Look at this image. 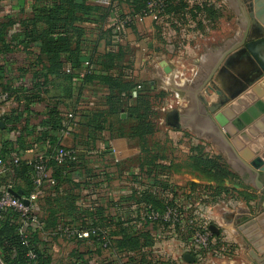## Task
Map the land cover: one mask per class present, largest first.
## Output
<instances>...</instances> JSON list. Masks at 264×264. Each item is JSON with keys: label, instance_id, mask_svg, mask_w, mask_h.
I'll return each instance as SVG.
<instances>
[{"label": "crops", "instance_id": "1", "mask_svg": "<svg viewBox=\"0 0 264 264\" xmlns=\"http://www.w3.org/2000/svg\"><path fill=\"white\" fill-rule=\"evenodd\" d=\"M230 1L232 4L228 3L229 6L234 8L235 0ZM84 2L98 4L94 0ZM42 3L43 0H0V22L13 21L5 36L8 48L0 49V65L4 74L2 81L19 90L17 94L21 98L10 97L8 101H0L1 118L17 115L20 120L17 130L7 132L0 129V150L3 142L14 140L25 124L32 131L26 135L27 144L20 158L29 159L37 152L46 151L41 141H36V136H40L42 131L55 136L57 146L79 147L75 162L77 165L67 169L68 179L56 182L55 185L45 184L38 191V197L31 202L41 220L39 235L50 255V264H101L103 260L112 261V264L128 262L124 253L110 250L107 245L95 244L89 238L68 239L65 235L67 227L80 229L83 223L86 226L93 224V220L98 222L95 226L97 230L106 234L109 229H115V224L107 225L111 218L114 221L119 218L124 220L135 231L147 232L152 238V244L148 248L153 256L159 258L161 264H264L258 262L259 259H264V192L256 187L253 174L245 166L246 163L258 168L264 164V75L237 97L229 98L219 106L211 115L212 121L205 114L207 107L229 96L239 74L250 71L249 61L243 58L235 66L221 64L208 82L215 91H209L208 94L206 86L200 88L221 53L231 43L240 40L244 29L236 39L226 37L204 47L203 56L196 62V76L176 89V93L182 95V98L176 100L178 108L175 112L179 115V126L168 123L170 113L166 116L167 124L172 127L165 130L163 136L168 137V143L172 144L177 153L174 155L177 156L171 158L164 147H161L156 152L161 158L156 157L150 161L148 153H154L153 148L145 147L147 151H142L139 145H129L132 137L127 134L128 122L121 124L125 127L122 131L125 135L104 129L97 132L95 140H90V131L83 124L82 114L92 110H108L115 105L117 111L109 119L130 120L128 107L135 104V97H128L126 91L115 88L116 98L108 100L110 90L107 84L94 77L85 79V76L95 73L101 67L102 56L110 52L120 56V69L131 78L155 68L153 57L160 60L169 56L171 50L166 43L165 48L160 47L151 19L129 26L119 34L112 28L108 43L98 34L87 33L89 39L83 48L89 61L85 60L79 68H70L69 64L64 63L61 70L73 72L75 76L70 85H63V79L46 68L47 56L22 32V21L30 17L33 7ZM123 6L124 3L118 9L122 11ZM238 9L241 13L240 8ZM258 47L257 54L264 58V43ZM176 52L181 50H175ZM166 65L165 62L161 65L160 61L159 67L163 69ZM152 71L158 72L156 69ZM168 79L166 76L163 80L164 86L168 85ZM40 83L44 85V90L38 93L39 97L26 102L23 97L32 88L40 87ZM148 83L147 92L157 88L164 89L162 85L155 88L154 80ZM64 86L67 87V94L64 93ZM169 89L175 93L173 88ZM203 98L207 104L203 103ZM55 103H58L62 116V128L53 131L40 122L45 119L49 106ZM170 107L171 104H168L167 108ZM123 113L125 117H122ZM3 126L0 120V127ZM186 132L195 137L185 149L183 144H187L188 140ZM219 133L225 134L227 140ZM204 139L210 140L214 153L223 155L229 168L237 174V182L224 180L227 192L221 190L217 193H204L200 186L194 189L190 187L191 182L199 185L215 183L200 178L196 169L188 171L184 162L178 158L187 153L189 159L192 154L190 148L196 147ZM132 154L136 155L137 160L130 161L127 158ZM9 171L4 165H0L1 175H7ZM105 172L109 174L105 175ZM259 180L264 184L263 171L260 172ZM165 184L180 187L183 192L185 190L186 204L191 203V211L197 214L201 224L208 227L213 225L217 231L213 234L224 242L225 250L222 253H208L200 261L187 262L183 258L188 253L186 241L181 235L167 230L165 226L142 220L144 206L151 204L149 200L156 196L164 197L161 189ZM68 201L74 206L73 219L63 216L61 221L47 226L45 219L49 207ZM75 252L82 253V258L75 259Z\"/></svg>", "mask_w": 264, "mask_h": 264}, {"label": "trees", "instance_id": "2", "mask_svg": "<svg viewBox=\"0 0 264 264\" xmlns=\"http://www.w3.org/2000/svg\"><path fill=\"white\" fill-rule=\"evenodd\" d=\"M165 9L169 14L186 13L185 10L192 12L196 6L190 7L185 0H165ZM128 4L131 9L139 11L147 5V0H110L108 6H102L95 3H86L84 0H43L42 5H37L32 8L30 17L22 21V32L30 42L36 44L42 52L47 56L48 65L46 68L56 76L63 79V85H70L72 78L75 76L73 72H63L61 70L64 63L69 64L70 68H79L85 60L89 61L87 55L84 54V44L88 41V34H98L101 38H105V42L110 41L112 34L111 16L113 12L121 11V4ZM186 8V9H185ZM185 9V10H184ZM13 24V21L0 22V49H7L5 36L8 35V27ZM132 26V25H130ZM101 67L95 73H90L85 76V79L98 78L107 84L109 88L108 100L116 98L114 89L126 91V95L132 96V90L140 85L135 96V104L128 107L131 113L130 120L109 119L116 113L117 107L112 105L108 110H92L82 114L84 118L83 124L89 129L88 137L90 140L96 139L97 132L104 129L109 131H118L120 135H125L121 124L129 123L128 136L136 138L142 146L145 144L147 137L156 131V123L151 118L154 111L151 109L149 94L147 92L149 83H135L133 78L126 76L123 70L120 69L118 62L119 55L115 53H107L102 56ZM87 58V59H86ZM115 69V70H113ZM3 67L0 65V86L3 90L9 92L10 97L21 99L14 89L2 80ZM68 82V84L66 83ZM41 84V83H40ZM35 86V85H34ZM44 85L34 89L32 88L23 99L29 102L32 99L38 98V93L43 91ZM70 92V88L68 89ZM64 93L67 94V87L64 86ZM133 97V96H132ZM3 123V128L7 132L17 130L19 127V116L9 115L0 117ZM41 125L48 127L50 130H58L62 128V116L58 103L49 106L44 120H41ZM27 124L23 125L19 130L18 136L14 140H5L0 150V159L4 167L10 169L7 175L0 176V194L4 188H10L16 192H20V197H28L34 191V166L29 159L20 158L26 142V135L30 134ZM40 136H36V141L40 142L45 147L44 153L34 154V157L43 155V159L47 168L50 170V176L56 182H62L68 179L69 174L67 169L75 166L79 147L71 146L76 149V158L66 160L63 163H57L54 159L56 149L60 146L56 144V137L49 134L48 131H42ZM30 144V142H28ZM57 148L55 150L54 147ZM192 154L189 156L191 166L199 172L209 174L214 181V184H196L191 182V188L199 187L204 193L214 191L215 193L228 191L227 186L223 185L224 180L231 179L236 175L226 168V164L220 157L212 156L204 151L202 145L192 146ZM142 151H147V148L142 147ZM14 152V155H13ZM150 161L161 158L158 153H148ZM17 159L14 162V159ZM104 174V172H102ZM109 173L105 172V175ZM217 179L215 181L213 179ZM223 180V181H222ZM55 185V184H54ZM180 187H172L168 185L162 186V191L171 193L170 198L163 196L152 197L149 201L150 206L162 214L166 206H171L175 202V196ZM185 191V190H184ZM244 195V194H243ZM250 197V195L245 194ZM147 206V205H146ZM143 211H145V207ZM74 206L71 201L66 203L58 202L56 205L49 207L46 217V225H54L61 221L63 216H70L73 219L72 211ZM58 212V213H57ZM63 217V218H62ZM108 224H115V229H109L106 234L97 230L98 222L93 220V224H82V228L94 230L88 237L93 243H100L103 239L107 242L108 249H115L118 253H124L128 257L130 264H161L158 257L152 255L148 248L152 244L151 236L145 231H135L129 223H124L120 218L114 221L113 218L108 220ZM153 224H158L154 222ZM22 228L23 232H20ZM32 252L34 258H29L28 253ZM82 253L75 252V259L82 258ZM0 259L4 264H50V255L45 247L39 228L24 223V217L14 210L12 207H6L0 211ZM101 264H112V261H102Z\"/></svg>", "mask_w": 264, "mask_h": 264}, {"label": "rangeland", "instance_id": "3", "mask_svg": "<svg viewBox=\"0 0 264 264\" xmlns=\"http://www.w3.org/2000/svg\"><path fill=\"white\" fill-rule=\"evenodd\" d=\"M185 1L188 2L189 8L193 6H196V8H194L192 12H189L188 9L186 11L185 8L184 12L186 13L184 14H169L167 13L165 9L166 7L164 6L163 9L158 10V21H152L154 32L161 43V46H159L165 48L166 43L171 50V52L168 53L170 55L163 57V59L160 58V60L153 57V64L156 66L155 68L152 67L148 71L140 72L138 73V75L132 77L135 83L139 82L142 84L148 83V81L150 80H154L155 88L160 85L164 86L163 80L166 78V76L167 78H169L167 81L168 85L165 84L166 86H164V89L157 88L155 90L153 89L151 91H148L149 100L152 106L151 109L154 111V114L151 115V118L156 123V131L147 137V140L143 146L136 138H132V140H130L129 142V145L131 147L140 146L141 149L142 147L153 148L154 153L160 151L161 147H164L165 152L167 151V155L171 156V158L177 156L174 155L177 153H175L176 150L172 147V144L168 143V137L166 138L165 136H163V132L165 130L171 129L172 126L167 124L166 116L168 113L177 110L178 107L176 100L182 98V95H178V93H176L179 88L178 86H180V84L186 82L187 80L193 79L196 76V62L203 56L205 46H208L211 43H217L218 41L220 42L222 38L224 39L226 37H229L230 39L234 37L236 39L241 33V30L244 29V25L242 24L241 17L239 15V7L237 6L238 4L236 3V1L234 8L232 7V5L229 6V4H232L230 0ZM127 10L129 11L131 10V8L130 6H128V4H124V6L122 7V11ZM242 33L240 34V36L242 35ZM262 43H264V40L260 41L256 45L254 50L255 55L260 60L264 61V58L259 57L256 52V49L259 48L258 46H260V44ZM178 49H180L181 52L175 53V50L178 51ZM241 59L235 61L233 63L234 66L236 64L238 65ZM252 59H254L253 56ZM160 61L161 65L164 62L167 63L165 68L163 67L162 69L161 67H159ZM177 65L179 66L177 67ZM152 69H156L158 70V72H154L152 71ZM251 69L252 66L250 70ZM246 74H239L238 78H236L234 88H237L239 86V82L243 81V77ZM170 87L175 90V93L171 92V89H169ZM174 94H176L177 97ZM237 95L235 97H237ZM168 104H171L172 107L167 108ZM186 133L188 140L187 144H183L185 145V149L187 148V146L189 147L193 138L195 137L190 132ZM198 144H201L206 150L205 152L209 153L210 155L220 157V159H222L226 164V168L232 171L229 168L225 157L219 153H214V148L212 147L210 140L204 139L202 140V143ZM127 158H129L130 161L137 160L135 154H132ZM178 158H180L181 162H184V165H186L188 171H194L195 168L191 166V161L188 159L187 153L181 154V156H178ZM199 173L201 175L200 178H202L203 180L207 181L213 178L210 177L209 174L202 172ZM235 175V177L226 180H228L230 183L237 182V174ZM0 176L2 175L0 174ZM213 180L218 181L215 178Z\"/></svg>", "mask_w": 264, "mask_h": 264}, {"label": "built area", "instance_id": "4", "mask_svg": "<svg viewBox=\"0 0 264 264\" xmlns=\"http://www.w3.org/2000/svg\"><path fill=\"white\" fill-rule=\"evenodd\" d=\"M102 6H108L110 0H94ZM165 0H150L147 1V5L144 9L135 11L133 9L127 11L113 12L111 16V23L115 28L117 34L121 33L130 25L137 23H142L147 18L151 21H158V10L163 9L165 6ZM140 85H137L132 90V96L137 95V90ZM10 99V94L8 91L3 90L0 86V101H8ZM54 159L57 163H63L66 160H73L76 158V149L71 146L60 145L54 154ZM17 159H14L16 162ZM34 166V191L30 193L28 197H15L10 193V188H4L1 190L0 194V211L6 207H12L14 210L18 211L22 217H24V223L29 224L39 228L41 226V220L34 211L31 204L38 197V191L45 185H54L55 180L50 176V170L47 168L43 155H38L37 157L29 158ZM0 165H3L0 159ZM185 192V191H184ZM183 191L178 190L175 196V202L171 206H166L164 212L160 214L154 210L150 205L145 207V211L142 215V220L150 224L158 222L161 227H166L167 230L181 235L187 246V252L192 254L194 260L200 261L203 256L208 253H222L225 250V245L222 240H219L208 226L201 224L198 216L195 212L190 209L191 203L186 204V198ZM171 193L164 191V197L170 198ZM23 199H27L29 204L25 205ZM22 231V228L20 229ZM94 230H89L86 228L72 229L67 227L65 229V235L68 239L77 238H88ZM100 244L106 246L107 242L103 239ZM29 258H34L32 252L28 253ZM124 264H129L125 262Z\"/></svg>", "mask_w": 264, "mask_h": 264}, {"label": "water", "instance_id": "5", "mask_svg": "<svg viewBox=\"0 0 264 264\" xmlns=\"http://www.w3.org/2000/svg\"><path fill=\"white\" fill-rule=\"evenodd\" d=\"M240 8V17L241 22L244 25V31L241 35L240 40L237 42H233L230 44V47L225 49L219 59L216 61L214 66L211 68L210 72L206 76V79L201 84V87L206 86V92L215 91V89L208 84V82L212 79V76L218 70L221 64L224 66H228L229 64H233L235 61L246 58L252 66V69L243 77V81L239 82V86L237 88H233L229 92V96L225 97V100L221 102L208 106L205 114L210 117L212 121L211 115L214 113L219 106H221L224 102L228 101L229 98H234L237 94L244 91L249 85H251L256 79L260 78L264 75V61L260 60L255 55V47L256 45L264 40V0H235ZM243 47V48H242ZM252 56L254 59H252ZM204 104L207 102L202 99ZM122 117H125V114H122ZM179 115L177 112H172L168 115V123L177 127L179 126ZM221 134V133H219ZM222 137L227 140L225 134H221ZM248 171H250L254 176V182L256 187L259 188L262 192H264V184L260 182L259 175L260 172H264V164L259 166L258 168H254L249 164L245 163ZM10 193L15 197H20V192H16L14 190H10ZM23 203L28 205L29 202L27 199H23ZM209 229L214 233H216V229L213 225L209 226ZM184 260L187 262H192L194 257L190 253H185L183 255ZM258 262L264 263V259H259ZM0 264H4L0 259Z\"/></svg>", "mask_w": 264, "mask_h": 264}, {"label": "bare ground", "instance_id": "6", "mask_svg": "<svg viewBox=\"0 0 264 264\" xmlns=\"http://www.w3.org/2000/svg\"><path fill=\"white\" fill-rule=\"evenodd\" d=\"M252 161V160H251ZM261 165V164H260Z\"/></svg>", "mask_w": 264, "mask_h": 264}]
</instances>
